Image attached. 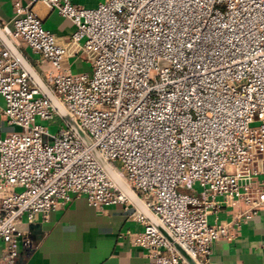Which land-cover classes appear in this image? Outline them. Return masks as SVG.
I'll list each match as a JSON object with an SVG mask.
<instances>
[{"label": "built area", "instance_id": "built-area-1", "mask_svg": "<svg viewBox=\"0 0 264 264\" xmlns=\"http://www.w3.org/2000/svg\"><path fill=\"white\" fill-rule=\"evenodd\" d=\"M37 2L72 21L68 41L44 27ZM14 10L4 32L51 63L40 75L92 146L65 122L55 135L38 122L59 113L0 39L3 113L19 128L0 138V264L15 263L23 218L74 194L133 206L92 148L199 264L264 208V0H15ZM83 57L91 72L74 73ZM232 199L246 211L211 221ZM132 218L148 264H190L143 212Z\"/></svg>", "mask_w": 264, "mask_h": 264}, {"label": "crops", "instance_id": "crops-1", "mask_svg": "<svg viewBox=\"0 0 264 264\" xmlns=\"http://www.w3.org/2000/svg\"><path fill=\"white\" fill-rule=\"evenodd\" d=\"M21 1L29 5L32 0ZM72 1L86 8H96L105 2ZM14 2L0 0L1 26L12 22ZM32 8L41 17L46 29L62 41L71 38L75 30L71 20L41 2L32 5ZM14 42L40 74L42 70L52 68L48 60L35 54L29 46ZM84 59H78L76 64L83 66ZM5 106V100L0 95V138L19 130L9 123L3 113ZM132 204L98 209L91 206L85 196L74 194L64 207L47 216L40 214L34 221L23 218L18 224L22 235L14 264H148L146 250L133 243L134 235L143 230V225L132 218L135 209L140 210ZM246 209L247 205L242 200L223 201L221 208L210 219L213 221L217 217L219 222H228ZM206 264H264V208L251 219L242 220L233 239L215 241Z\"/></svg>", "mask_w": 264, "mask_h": 264}, {"label": "water", "instance_id": "water-1", "mask_svg": "<svg viewBox=\"0 0 264 264\" xmlns=\"http://www.w3.org/2000/svg\"><path fill=\"white\" fill-rule=\"evenodd\" d=\"M0 39L3 41L5 46L12 52L14 57L19 61L22 67L29 73L34 83L41 89L43 94L53 103L57 109L59 116L64 120L65 124L71 128L77 136L83 141L87 147H91V141L85 132L80 128L78 123L72 116L65 110L56 96L49 89L48 85L41 77L40 73L34 68L32 63L28 60L26 55L17 46L14 40L9 37L0 25ZM92 154L105 168L110 177L114 180L117 186L129 197V199L149 218V220L157 226L160 232L166 237V239L173 245L176 251L190 264H199L185 249L184 247L174 238V236L159 222L156 216L151 212L149 208L144 204L139 195H137L124 180L120 177L117 171L101 156L96 148L91 149Z\"/></svg>", "mask_w": 264, "mask_h": 264}, {"label": "rangeland", "instance_id": "rangeland-1", "mask_svg": "<svg viewBox=\"0 0 264 264\" xmlns=\"http://www.w3.org/2000/svg\"><path fill=\"white\" fill-rule=\"evenodd\" d=\"M80 58H72L71 64H72V71L74 73H82V72H91L92 70V65L91 63L87 62L86 59L83 60L84 65L83 66H78L76 64V61ZM38 122L45 125L51 134L55 135L59 131V129L62 127L64 124V120L60 117L57 116L51 121H42L38 119ZM194 191H197L198 193L201 192V187L199 184L194 186Z\"/></svg>", "mask_w": 264, "mask_h": 264}]
</instances>
